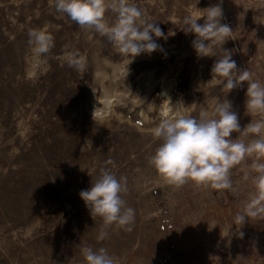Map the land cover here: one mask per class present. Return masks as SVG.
<instances>
[{
    "label": "rangeland",
    "instance_id": "374dc122",
    "mask_svg": "<svg viewBox=\"0 0 264 264\" xmlns=\"http://www.w3.org/2000/svg\"><path fill=\"white\" fill-rule=\"evenodd\" d=\"M218 2L127 0L165 37L153 36L157 51L133 57L58 13L54 0H0V264H86L84 246L107 248L117 264H264V217L236 222L256 193L252 165L264 158L246 156L222 190L171 185L149 163L160 143L152 130L167 116L211 115L226 97L241 129L264 118L246 109V82L229 92L212 78L220 57L198 56L194 34L184 31L185 17ZM222 9L233 30L223 49L264 82V0H222ZM105 19L114 23L116 14ZM34 29L55 46L47 71L30 77ZM65 51L86 57V70L68 67ZM101 167L127 177L123 198L135 210L132 231L113 225L103 241L102 218L79 195L88 171Z\"/></svg>",
    "mask_w": 264,
    "mask_h": 264
},
{
    "label": "clouds",
    "instance_id": "9594fccd",
    "mask_svg": "<svg viewBox=\"0 0 264 264\" xmlns=\"http://www.w3.org/2000/svg\"><path fill=\"white\" fill-rule=\"evenodd\" d=\"M54 6L58 13L66 14L82 29L106 36L125 55L135 57L155 52L161 46L153 36L165 38L161 28L143 19L141 11L129 5L127 0H54ZM107 11L116 14L114 23L106 21ZM204 13L184 19V31L195 36L192 41L194 50L200 57L219 56L211 68L212 78H220L217 82L229 92L246 82V109L264 116V82L254 79L247 69L239 70L232 53L222 47L233 32L227 23L221 22L222 0L204 9ZM201 19L203 23H198ZM28 37L32 52L29 76L35 77L47 71V56L55 46L54 37L43 29L30 30ZM64 59L68 67L79 72L87 68L86 57L78 51H65ZM93 119H97L95 111ZM234 132L252 134L255 138L245 143L233 138ZM152 135L160 143L149 163L169 184L177 187L192 182L216 190L230 189L231 169L235 165L251 154L264 158V118L251 121L241 129L238 114L226 97L216 104L211 115L205 109L199 118L181 115L161 119ZM106 163L115 164L111 159ZM252 167L256 172L252 177L256 193L245 205L244 212L236 215V222L242 225L246 218L264 217V163L255 162ZM88 174L91 176L90 186L79 195L91 215L103 220L97 239H107V229L113 225L132 231L135 210L123 198L128 192L127 177L118 178L108 167H101L98 175L90 171ZM81 254L86 264H117L116 258L104 247L84 246Z\"/></svg>",
    "mask_w": 264,
    "mask_h": 264
},
{
    "label": "bare ground",
    "instance_id": "6f19581e",
    "mask_svg": "<svg viewBox=\"0 0 264 264\" xmlns=\"http://www.w3.org/2000/svg\"><path fill=\"white\" fill-rule=\"evenodd\" d=\"M171 110H172V109H171ZM172 111H173V110H172ZM166 112H167V111H166V107H165V108L163 109V112H162V113H163V114H166ZM170 112H171V111H170ZM167 113H168V112H167ZM171 113H172V112H171ZM168 115H169V114H168ZM174 116H175V115H174ZM162 117H163V116H162ZM167 117H168V116H167ZM172 117H173V116H172ZM176 117H177V116H176Z\"/></svg>",
    "mask_w": 264,
    "mask_h": 264
}]
</instances>
